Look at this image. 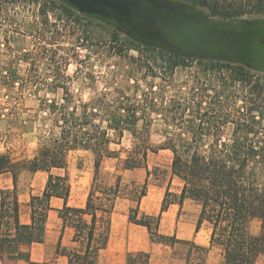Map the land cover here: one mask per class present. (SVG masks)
I'll use <instances>...</instances> for the list:
<instances>
[{
    "label": "trees",
    "instance_id": "16d2710c",
    "mask_svg": "<svg viewBox=\"0 0 264 264\" xmlns=\"http://www.w3.org/2000/svg\"><path fill=\"white\" fill-rule=\"evenodd\" d=\"M178 1L226 20L264 15V0ZM49 4L45 3L37 42L26 58L35 71L19 72L17 59L0 64V80L8 84L4 94L9 102L19 104L27 95L37 99L38 108L28 121L37 125L39 140L32 158L0 151V175L10 173L13 181L12 188L0 187V261L52 264L33 261L31 245L44 241L48 213L53 209L51 199L59 197L64 200L59 216L64 225L75 228L73 239L85 242V250L80 253L59 245L57 252L68 256V264H101L98 256L109 239L110 213L121 180L117 175L114 185L100 186L101 166L110 145L121 143L129 132L133 146L121 160L122 169L144 167L147 177L137 198H131L136 205L129 208L128 220L144 226L152 242L183 247L185 264H207L214 247L221 250L222 264H258L264 257V74L254 72L247 64H254L258 57L255 45L264 35L263 27L239 22L235 25L240 28L231 33L199 19L190 25L186 38L196 46L218 40L216 50L192 49L201 55L197 60L148 50L140 59L147 71L144 86L139 79L129 78L117 82L112 90L95 87L85 99L81 90L73 88L76 82L82 84L84 77L67 74L70 53L60 54L55 43L68 31L88 33L90 20L84 23L86 18L70 4L56 0L51 8ZM54 10L59 13L51 21L49 11ZM40 66L51 71L39 72ZM178 69L189 71L183 80L176 77ZM169 89L174 93L168 94ZM60 90L59 98L46 94ZM153 114L161 116L164 127V140L157 145L150 139ZM1 139L0 134V143ZM77 149L94 154V177L84 207L68 204L69 175L52 172L66 168L68 154ZM162 149L172 152L171 175L182 180V187L172 192L168 186L159 213L139 217L151 174L146 163L148 153ZM37 171L47 172L48 177L43 191L31 194V222L25 224L20 220L18 181L23 172ZM186 199L200 206L195 231L204 223L209 225L208 245L159 230L169 206H182ZM254 219L260 221L258 233L250 230ZM150 259L147 251L127 253L128 264H150Z\"/></svg>",
    "mask_w": 264,
    "mask_h": 264
},
{
    "label": "rangeland",
    "instance_id": "374dc122",
    "mask_svg": "<svg viewBox=\"0 0 264 264\" xmlns=\"http://www.w3.org/2000/svg\"><path fill=\"white\" fill-rule=\"evenodd\" d=\"M52 1L54 0H0V64H6L13 59H17L19 72L35 71L30 59L27 60L26 58L28 52L33 50L34 44L37 42V26L39 27L40 21L45 18L43 15L45 3H50L49 8H51ZM175 1L179 2L178 0ZM56 2L70 4L65 0H56ZM184 6L203 16L211 24L232 21L212 16L206 9H193L188 5ZM71 7L87 19L83 20L84 23H88V20H90L88 24L89 32L84 34L82 32L74 33L68 31V34L59 37L55 46L59 48L60 54L70 53L69 64L66 68L67 74L74 75L78 73V75L84 77L83 83L76 82L73 88L81 90L85 99L89 93L93 92L95 87L99 90H112L117 82L124 83L129 78L139 79L140 85L144 86L143 77L147 71L142 66L140 59H143L141 55L149 53L148 50L157 49L166 53L176 54L173 50L162 45L137 39L112 20L80 12L73 5ZM58 13V10L49 11V19L55 21ZM241 18L251 21L253 26L263 27L264 30V15ZM219 28L224 32L233 33L240 26L233 24ZM71 33H74V35H71ZM206 43H201L196 47L202 51L207 49L216 50L219 41L215 40L211 44ZM255 46L258 47V57L255 59L254 64H247V66L258 74H264V35L257 41ZM182 56L192 60L198 59L186 55ZM37 69L39 72L51 71L45 66H40ZM187 72L189 71L178 69L177 79L183 80L186 78ZM134 79L131 80L132 83H134ZM147 80H151V78L148 77ZM155 81L159 82V79ZM6 92H8V84L0 80V134L2 135L0 151L10 152L13 156L19 158H32L37 153L39 140L37 125L28 121V118H31V115L37 110L38 101L34 96L27 95L22 102L15 104L13 101L9 102L11 99L4 94ZM43 93L44 91L41 94ZM173 93L174 90L169 89L168 94ZM46 94L50 98H59L61 90L56 94L46 91ZM152 124L150 139L153 144L157 145L164 140L162 134L164 127L161 116L153 114ZM132 140L131 134L125 132L121 143H112L110 145V152L102 163L98 181L100 186L105 184L114 185L117 175H121L119 196L116 201L118 207L127 209V213L130 207L136 205V202L131 198H137L147 177V171L144 167L134 168L136 169V175L131 173L124 175L125 169H122L121 160L127 156V150L132 148ZM172 156V152L168 149H162L156 153L149 152L147 156L146 163L151 170V174L144 202L152 196L155 197L157 204L152 210L153 214L159 213L162 199L168 186L172 192H179L182 187V180L171 175ZM67 165L72 175L75 176L79 167H84L85 170L94 168V154L91 150H72L68 154ZM57 172L60 171L58 170ZM21 177L22 185L26 186L29 183V172H23ZM169 198L171 199L172 196ZM142 210V212L139 210V217L143 214H149L147 213L149 209H145V203ZM199 213L200 206L190 199H186L180 207L179 205H170L166 213L164 212L162 215L159 230L167 235L175 234L179 238L187 239L189 235L194 234ZM204 224L205 226H203L197 238L191 237L189 239H194L199 244L208 245L210 228L207 223ZM174 229L175 232H173ZM143 230V234L138 231L135 232L139 237L136 242H131L130 237L127 238V246L129 248L144 247V244L147 246L152 242L148 231ZM250 230L253 233H258L260 221L257 219L252 220ZM152 243L158 250L153 264L185 263L181 250L183 247L180 245H176L173 248L162 243ZM222 261L221 250L218 247L212 248L207 264H222ZM7 264L13 263L8 261ZM258 264H264V257L258 261Z\"/></svg>",
    "mask_w": 264,
    "mask_h": 264
},
{
    "label": "crops",
    "instance_id": "0c3cea01",
    "mask_svg": "<svg viewBox=\"0 0 264 264\" xmlns=\"http://www.w3.org/2000/svg\"><path fill=\"white\" fill-rule=\"evenodd\" d=\"M60 172H57V171ZM54 174H65L67 173L71 182V193L69 196L68 204L73 207H84L86 205L88 194L91 190V185L94 177V168H88L85 170L84 167L78 168V173L75 176L70 172V168L67 165L66 168H56L53 169ZM136 169H126L124 175L131 173L135 174ZM23 175V173L21 174ZM48 173L45 171L29 172V183L23 186L21 183V178L18 181V193L19 200L21 202V214L20 220L22 223L31 222V210L29 207V200L31 194H40L45 188ZM4 181V182H3ZM0 187L1 188H12L13 181L10 173H3L0 175ZM142 198L140 203V211L142 212L145 203V209H149L147 213L153 214L152 211L156 206L155 197H150L144 202ZM117 200V199H116ZM51 209L48 213L45 237L43 242H35L31 245V259L36 262H50L52 264H68L69 258L64 253L57 252V249H67L78 251L83 253L85 250V242L75 241L73 239L75 234V228L69 225H64L63 220L59 216V209L64 205V200L59 197H53L51 199ZM179 204L173 203L171 206H176ZM170 207V206H169ZM180 207V205H179ZM151 210V211H150ZM166 213V211H165ZM101 215V213H99ZM196 226V225H195ZM205 226V224L203 225ZM201 229L196 232L194 228V234L189 235L187 239L194 237L197 238ZM138 227V228H137ZM143 229L147 231L144 226L134 224L128 220L127 209L124 207H118L117 201H115L114 208L110 213V232L109 239L105 248L101 249L98 256V261L101 264H128L127 263V253L129 251H147L151 253L150 264H153L154 257L157 256V249L154 243H150L144 247H139L136 249L129 248L127 246V238L130 237L131 242L137 241L139 237L135 233L136 231L143 234ZM175 232V229L174 231ZM203 245V244H202ZM13 264H27L24 260H18L13 262ZM0 264H7L0 261ZM181 264H183L181 262ZM185 264V263H184Z\"/></svg>",
    "mask_w": 264,
    "mask_h": 264
},
{
    "label": "flooded vegetation",
    "instance_id": "af4514ba",
    "mask_svg": "<svg viewBox=\"0 0 264 264\" xmlns=\"http://www.w3.org/2000/svg\"><path fill=\"white\" fill-rule=\"evenodd\" d=\"M111 11L116 17L110 20L118 23L128 34L144 42L162 45L181 55L188 50L181 46V42L186 39L193 23L189 15L200 21V17L193 11L171 0H138L127 4L124 13L114 9ZM203 23L208 24L207 21Z\"/></svg>",
    "mask_w": 264,
    "mask_h": 264
},
{
    "label": "water",
    "instance_id": "95a60500",
    "mask_svg": "<svg viewBox=\"0 0 264 264\" xmlns=\"http://www.w3.org/2000/svg\"><path fill=\"white\" fill-rule=\"evenodd\" d=\"M65 1L69 2L71 5L77 8L80 12L87 13L90 15L100 16V17L110 20L116 17V14L113 11H111L112 9L120 13H124L126 12L127 4L135 3L138 0H65ZM180 4L184 5L183 3H180ZM189 17L193 22L197 21L194 16L189 15ZM200 20L203 22L206 21V19L203 16H200ZM239 22H244L248 25H252L251 21H248L242 18H239L237 20H232L227 23L219 22L213 25L216 28V27H223L226 25L237 24ZM181 46L184 49H188V50L193 49V50L199 51V48L195 47L196 44L192 40H189L187 38L181 42ZM174 52L177 53V51H174ZM182 55H186L189 57H195V58L201 57V55L196 54L195 51H193L192 53L190 51H187V53H182Z\"/></svg>",
    "mask_w": 264,
    "mask_h": 264
}]
</instances>
